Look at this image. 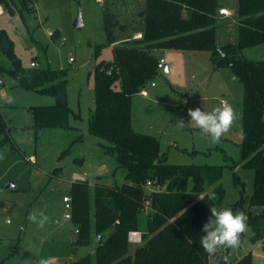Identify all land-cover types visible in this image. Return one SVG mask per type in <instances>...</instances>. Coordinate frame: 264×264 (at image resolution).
<instances>
[{
  "label": "rangeland",
  "instance_id": "374dc122",
  "mask_svg": "<svg viewBox=\"0 0 264 264\" xmlns=\"http://www.w3.org/2000/svg\"><path fill=\"white\" fill-rule=\"evenodd\" d=\"M15 1L23 13L16 11L11 15L2 6L0 31L13 43L14 53L23 68H31L30 63L35 62V68L68 69V105L77 119L71 115V128L67 129H35L32 109L53 105L54 99L19 87L7 74L0 76L4 82L0 86V116L7 137V143L0 146V264H37L41 257L49 256L55 258L54 264H72L92 255L99 238L94 236L88 246L73 247L74 228L64 218L62 201L64 196H69L71 182L79 176L91 186L121 185L126 173L105 151L107 143L86 131L95 106L92 72L99 62L113 61L114 46L141 38L139 14L144 0H31L26 8L22 0ZM223 1L227 14H221L219 6V44L235 41L237 35V0ZM104 10L111 12L122 26L114 30L116 43L110 46L104 31ZM79 12L83 25L76 29L74 24ZM156 54L164 59L168 71H158L145 86L148 96L137 93L132 97L134 130L156 137L161 153H166L170 164L225 166L218 182L224 190V199L220 205H215L217 208H231L239 199L240 187L234 184L233 172L244 183L248 201L254 188L253 171L241 165L233 171L229 168L240 160L241 83L229 69L215 70L210 52L158 50ZM243 55L248 59L264 60V45L248 48ZM0 64L10 65L1 52ZM7 97H12L14 102L7 103ZM222 103L231 104L240 119L219 143L202 136L195 126L177 127V120L190 122L188 109L199 107L210 112ZM2 138L4 136L0 141ZM10 183L14 188L5 189ZM212 189L213 186L208 187L206 194ZM145 190L150 193L155 189L147 186ZM246 210L261 211L260 208L243 209ZM41 211L49 220L43 228H38L27 216ZM150 211L149 206L144 207L142 216L146 217ZM252 235L248 226L241 235L239 247L228 249L230 263L248 253ZM144 242L142 239V244ZM135 246L130 244V254ZM262 248L257 250L263 252ZM226 250L218 249L209 264H215ZM261 263L260 260L252 262Z\"/></svg>",
  "mask_w": 264,
  "mask_h": 264
},
{
  "label": "trees",
  "instance_id": "16d2710c",
  "mask_svg": "<svg viewBox=\"0 0 264 264\" xmlns=\"http://www.w3.org/2000/svg\"><path fill=\"white\" fill-rule=\"evenodd\" d=\"M31 0H22V6ZM13 15L23 13L15 0H0ZM218 0H144L139 17L141 38L112 48L113 61L94 66V109L87 121L88 134L104 140L105 151L126 173L121 185H89L72 181L69 189L74 248L88 246L99 237L92 255L72 264H209L212 254L204 252L202 226L211 206L220 205L224 190L218 185L225 166L175 165L161 153L156 137L134 130L131 100L158 74L157 50L207 51L215 70L227 68L243 87L241 165L254 173L253 193L247 201L244 183L233 172L239 199L231 206L246 210L252 244L264 238V60L248 59L243 51L264 45V0H237L236 40L217 42ZM28 10L33 13L34 10ZM107 45L116 43L114 30L122 29L115 16L104 10ZM98 49V48H97ZM0 52L10 65L0 64L7 74L28 91L52 97L54 104L32 109L34 127L71 128L73 114L68 105V69L23 68L13 43L0 31ZM0 116V146L7 143ZM227 167V166H226ZM155 190L147 193L145 187ZM213 186L210 194L206 189ZM161 188H164L162 190ZM213 197L215 199H213ZM247 204V208L245 205ZM151 211L142 216L144 207ZM138 231L145 241L129 252L128 235ZM228 249L215 264H225ZM249 252L234 263L252 264Z\"/></svg>",
  "mask_w": 264,
  "mask_h": 264
},
{
  "label": "clouds",
  "instance_id": "9594fccd",
  "mask_svg": "<svg viewBox=\"0 0 264 264\" xmlns=\"http://www.w3.org/2000/svg\"><path fill=\"white\" fill-rule=\"evenodd\" d=\"M6 102H14L12 97H7ZM188 116L191 118L187 124L183 119L177 120V127L180 129L195 126L200 129L201 135L209 137L211 142L219 143L226 136L240 119L236 109L229 103H222L210 112L195 109H188ZM243 139V135H241ZM2 158V156H0ZM213 199H215L213 197ZM210 217L202 226L204 235L200 238V246L204 252L214 254L220 248L236 249L240 245L241 235L248 229V217L242 210L233 211L231 208H217L214 204L210 207ZM27 220L38 228L47 224L49 217L43 212H31ZM54 257H41L37 264H54ZM225 264L229 258L224 257Z\"/></svg>",
  "mask_w": 264,
  "mask_h": 264
},
{
  "label": "built area",
  "instance_id": "2783aa9c",
  "mask_svg": "<svg viewBox=\"0 0 264 264\" xmlns=\"http://www.w3.org/2000/svg\"><path fill=\"white\" fill-rule=\"evenodd\" d=\"M220 13L223 14V15H226L227 11L226 10H220ZM2 14H4V10H3L2 6L0 5V15H2ZM139 37H141V35ZM70 61H72V59H70ZM30 67L31 68H35L36 67V63L35 62H31L30 63ZM164 68H165V61H164V59L160 58L159 61H158V64H157V70L158 71H162V70H164ZM3 84H4V82H3L2 78L0 77V86H2ZM151 86H154V83H151ZM139 93L142 96H144V97L148 96V92L144 88ZM73 181H85V180H84L83 177L76 176ZM62 201H63V204H64V210H65L64 218L70 221V219H71V209H72L71 198L69 196H64ZM128 242L130 244H134V245L142 244V235H141V233L138 232V231L130 232L129 235H128Z\"/></svg>",
  "mask_w": 264,
  "mask_h": 264
},
{
  "label": "crops",
  "instance_id": "0c3cea01",
  "mask_svg": "<svg viewBox=\"0 0 264 264\" xmlns=\"http://www.w3.org/2000/svg\"><path fill=\"white\" fill-rule=\"evenodd\" d=\"M219 2V6H220V10H226L227 11V5L224 6V3L225 1L221 2V0H218ZM141 33V32H140ZM217 38H218V35H217ZM218 40V39H217ZM158 51V50H157ZM157 51H154L153 54L158 58L160 59L161 57L158 56L156 54ZM165 68H167V71H168V66L165 65ZM251 249L248 251V253L250 252L252 254V257H253V261H262L263 263L261 264H264V238L258 242H256L255 244H252L251 243ZM260 246H262V250L263 252H260L259 250H257ZM239 260V259H238Z\"/></svg>",
  "mask_w": 264,
  "mask_h": 264
},
{
  "label": "water",
  "instance_id": "95a60500",
  "mask_svg": "<svg viewBox=\"0 0 264 264\" xmlns=\"http://www.w3.org/2000/svg\"><path fill=\"white\" fill-rule=\"evenodd\" d=\"M82 21H81V14L80 12L78 13V18H77V21L76 23L74 24V27L77 29V28H80L82 26ZM164 71L167 72V68H164ZM14 188V185L12 183L8 184L5 189H13Z\"/></svg>",
  "mask_w": 264,
  "mask_h": 264
}]
</instances>
